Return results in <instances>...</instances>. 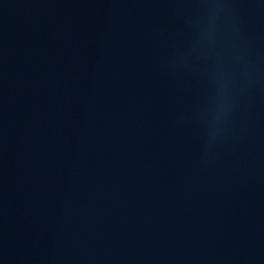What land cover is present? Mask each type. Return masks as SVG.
<instances>
[{
	"label": "water",
	"instance_id": "1",
	"mask_svg": "<svg viewBox=\"0 0 264 264\" xmlns=\"http://www.w3.org/2000/svg\"><path fill=\"white\" fill-rule=\"evenodd\" d=\"M0 264H264V0H0Z\"/></svg>",
	"mask_w": 264,
	"mask_h": 264
}]
</instances>
